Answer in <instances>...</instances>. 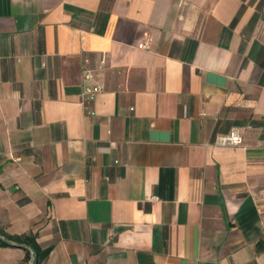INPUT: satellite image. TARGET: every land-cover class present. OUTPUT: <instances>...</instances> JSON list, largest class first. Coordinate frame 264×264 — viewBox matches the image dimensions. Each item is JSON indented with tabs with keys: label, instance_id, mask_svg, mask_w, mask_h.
Masks as SVG:
<instances>
[{
	"label": "crops",
	"instance_id": "0c3cea01",
	"mask_svg": "<svg viewBox=\"0 0 264 264\" xmlns=\"http://www.w3.org/2000/svg\"><path fill=\"white\" fill-rule=\"evenodd\" d=\"M0 226L45 264H264V0H0Z\"/></svg>",
	"mask_w": 264,
	"mask_h": 264
},
{
	"label": "built area",
	"instance_id": "2783aa9c",
	"mask_svg": "<svg viewBox=\"0 0 264 264\" xmlns=\"http://www.w3.org/2000/svg\"><path fill=\"white\" fill-rule=\"evenodd\" d=\"M147 41L140 43L139 46L146 47ZM85 79L87 83L82 91V105L88 113H92V110L88 107L90 101L95 95L105 89V84L92 80L93 74L90 70L85 72ZM243 142V137L237 128H232L226 133H218L214 137L213 144L220 146H235L240 145ZM157 195H151L150 200H157Z\"/></svg>",
	"mask_w": 264,
	"mask_h": 264
},
{
	"label": "trees",
	"instance_id": "16d2710c",
	"mask_svg": "<svg viewBox=\"0 0 264 264\" xmlns=\"http://www.w3.org/2000/svg\"><path fill=\"white\" fill-rule=\"evenodd\" d=\"M4 238H7L12 243L5 240ZM0 243L5 245L15 244L24 247L26 249L25 260L29 264H31L32 262V251H34L37 256V260L35 264H45L53 249L52 245L47 247H42L37 240L36 234L33 233L10 234L6 232L4 229H2L1 226H0Z\"/></svg>",
	"mask_w": 264,
	"mask_h": 264
},
{
	"label": "water",
	"instance_id": "95a60500",
	"mask_svg": "<svg viewBox=\"0 0 264 264\" xmlns=\"http://www.w3.org/2000/svg\"><path fill=\"white\" fill-rule=\"evenodd\" d=\"M4 239L7 240V241H9L10 243H12V242H11L10 240H8L7 238H4ZM25 247H27V246H25ZM36 260H37V256H36L35 252L32 251V262H31V264H35Z\"/></svg>",
	"mask_w": 264,
	"mask_h": 264
}]
</instances>
